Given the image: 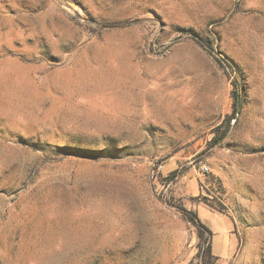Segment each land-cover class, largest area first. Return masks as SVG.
Listing matches in <instances>:
<instances>
[{
	"label": "rangeland",
	"instance_id": "1",
	"mask_svg": "<svg viewBox=\"0 0 264 264\" xmlns=\"http://www.w3.org/2000/svg\"><path fill=\"white\" fill-rule=\"evenodd\" d=\"M0 264H264V0H0Z\"/></svg>",
	"mask_w": 264,
	"mask_h": 264
},
{
	"label": "crops",
	"instance_id": "2",
	"mask_svg": "<svg viewBox=\"0 0 264 264\" xmlns=\"http://www.w3.org/2000/svg\"><path fill=\"white\" fill-rule=\"evenodd\" d=\"M200 218L202 223L213 233L212 251L215 255L222 256L223 252H229L233 245V231L229 222L216 212L203 210Z\"/></svg>",
	"mask_w": 264,
	"mask_h": 264
},
{
	"label": "trees",
	"instance_id": "3",
	"mask_svg": "<svg viewBox=\"0 0 264 264\" xmlns=\"http://www.w3.org/2000/svg\"><path fill=\"white\" fill-rule=\"evenodd\" d=\"M239 86L238 84L235 82L234 84V91H233V99H234V114L233 117H235L236 113H238L239 111V107L238 106V99H239ZM195 226L198 227L199 233H200V239L202 240L203 237V232L207 233L208 235V240H210V242L212 241L213 238V233L200 221V219L198 217H195ZM208 253L211 252V247L210 250L207 251Z\"/></svg>",
	"mask_w": 264,
	"mask_h": 264
},
{
	"label": "built area",
	"instance_id": "4",
	"mask_svg": "<svg viewBox=\"0 0 264 264\" xmlns=\"http://www.w3.org/2000/svg\"><path fill=\"white\" fill-rule=\"evenodd\" d=\"M163 169V166H158V172H160ZM205 172H208V168H204Z\"/></svg>",
	"mask_w": 264,
	"mask_h": 264
}]
</instances>
